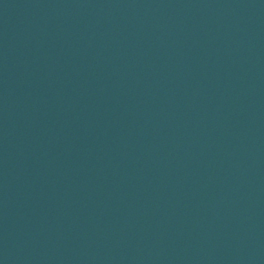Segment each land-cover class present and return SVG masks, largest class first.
<instances>
[{
	"label": "water",
	"instance_id": "obj_1",
	"mask_svg": "<svg viewBox=\"0 0 264 264\" xmlns=\"http://www.w3.org/2000/svg\"><path fill=\"white\" fill-rule=\"evenodd\" d=\"M0 264H264V0H0Z\"/></svg>",
	"mask_w": 264,
	"mask_h": 264
}]
</instances>
